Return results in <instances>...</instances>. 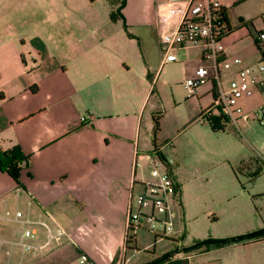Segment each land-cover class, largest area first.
<instances>
[{
    "label": "crops",
    "instance_id": "1",
    "mask_svg": "<svg viewBox=\"0 0 264 264\" xmlns=\"http://www.w3.org/2000/svg\"><path fill=\"white\" fill-rule=\"evenodd\" d=\"M166 2L126 0L119 7L118 2L102 0L98 9V0H0V157L8 161L4 153L19 147L25 159L20 165L21 186L0 164V264H45L42 260L51 247L60 262L66 257V244L84 263L125 264L130 198L139 187L143 190V185L157 181V163L151 159L161 148L158 139L155 144L153 117L162 113L165 102L154 97L155 85H175L172 78L161 81L166 67L184 66L188 79L205 61L204 46L194 58L180 48L183 60L163 65L157 9ZM220 2L231 27L216 45L221 59L240 58L243 66L264 60V45L256 42L263 30L264 0ZM35 86L37 92L32 91ZM183 86L187 94L173 100L181 111L174 116L178 132L164 140L174 144L175 154L159 164L181 187L178 202L187 222L184 196L198 173L188 165L212 163L205 160L213 152L209 132H225V124L237 128L214 115L213 81L194 93L185 82ZM262 102L259 91L244 102L245 110ZM165 119L163 115L159 134L167 127ZM248 126L240 122V129ZM190 129L197 134L187 135ZM179 146L192 150L181 152ZM233 173L240 183L234 169ZM18 212L20 220L32 222L36 238L37 227H43L47 239L48 226L64 229L67 240L25 251L19 244ZM238 236L243 234L229 233L222 239ZM36 238L34 245L45 244L46 239ZM201 241L205 240L197 238L191 246ZM262 243L264 238L213 247L159 264H262L264 254L253 249ZM189 247L181 242L176 253Z\"/></svg>",
    "mask_w": 264,
    "mask_h": 264
},
{
    "label": "rangeland",
    "instance_id": "2",
    "mask_svg": "<svg viewBox=\"0 0 264 264\" xmlns=\"http://www.w3.org/2000/svg\"><path fill=\"white\" fill-rule=\"evenodd\" d=\"M113 1L118 2L119 7L126 2V0ZM101 5L102 0H98V9L101 8ZM203 46L189 45L184 48L190 51V58H194L198 56ZM175 53L179 59L183 60L177 50ZM185 72L184 66L166 67L161 81L163 78L167 80L172 78L175 85L165 86L160 82L155 85L154 97L160 96L161 100L165 102L160 111L165 116L167 125L163 132L157 134V145L159 149L161 148L160 155L154 154V160L151 159L152 162L157 163L158 167H154V169L160 176L166 174L165 168L159 164V161H162L160 156L171 161L175 154L174 144L170 141L166 143L164 140H171L178 132L173 126L176 119V117L174 118L175 113L177 114L180 110L175 107L173 100L175 95L185 96L187 94L183 86L187 80ZM213 113L222 118V113L218 107H213ZM248 125L246 129L239 131L230 128L229 124H225V132L219 131L215 134L209 132L212 137L210 138L211 144H213L210 148L213 149V152L205 160L212 161V163L195 161L189 164L187 168L188 170L194 169L195 173L196 170L198 172L194 177V182L192 181L193 184L186 190L184 196L187 222L183 221V209L179 202L172 200L167 218V226L171 225L172 231L166 234L164 232L165 226L158 222L154 223L155 230L152 231L150 230V223L145 221L144 227L135 233L136 243L132 244L126 252V264H159V261H165L172 254L176 256L177 248L181 242L184 246L189 247L197 238H202V240L208 238L222 239L224 238L222 236H227L229 233L246 235L264 229V121L262 123L248 122ZM192 134H197V132L190 129L187 135ZM187 135L182 139L185 143ZM166 144L168 146L163 149L162 147ZM178 148L185 153L192 150L190 148L187 151L182 146ZM178 153L181 155L180 152ZM233 169L238 173L240 183L236 181ZM259 173L261 175H258ZM228 175L233 178V181L228 180ZM155 180L158 182V177ZM141 190L142 188L139 187L135 191V195L141 193ZM75 216L77 214H68V217L73 219ZM157 216L161 220L164 219L161 213H158ZM214 220H217V223H213ZM251 222H255V225L249 224ZM32 227L33 225L28 226V228ZM37 228L40 229V232L36 240L46 239L45 229L43 227ZM17 229V232H21L22 227L18 225ZM156 236H158L157 239ZM65 240H67L66 237ZM66 247L68 250L66 257H62V261H55L57 256H53L55 252L53 247L46 251L47 256L42 261L45 264H92L80 260V254L70 245L66 244ZM253 249L264 254V243ZM180 250L179 253L188 255V253ZM261 263L264 264V260Z\"/></svg>",
    "mask_w": 264,
    "mask_h": 264
},
{
    "label": "built area",
    "instance_id": "3",
    "mask_svg": "<svg viewBox=\"0 0 264 264\" xmlns=\"http://www.w3.org/2000/svg\"><path fill=\"white\" fill-rule=\"evenodd\" d=\"M225 9L220 0H167L158 6L157 13L160 25V43L163 52V65L179 62L175 50L189 45H204V63L195 74L185 82V88L194 93L207 81H213L216 90L215 106L222 113V118L240 129V122L264 121V102L247 112L244 102L252 99L257 92L264 94V60L255 65L243 66L240 58H224L217 49V42L226 33L227 26L223 19ZM263 30L256 35L258 47L264 45V6L261 13ZM157 168V166H155ZM158 182L143 185L141 193L132 194L127 214V232L134 233L144 227L145 221L150 223L154 231L155 222L162 223L167 234L172 231L167 226L170 202L180 199L181 187L168 172L160 176L155 170ZM163 215V220L158 218ZM9 215V212H6ZM22 214L17 213L20 220ZM19 244L25 251L37 252L49 247L53 241L67 236L64 229L53 231L47 228V239L43 246L32 243L36 238L30 221H22ZM179 253L177 257H183ZM86 261V258H84ZM126 264V260H125Z\"/></svg>",
    "mask_w": 264,
    "mask_h": 264
},
{
    "label": "trees",
    "instance_id": "4",
    "mask_svg": "<svg viewBox=\"0 0 264 264\" xmlns=\"http://www.w3.org/2000/svg\"><path fill=\"white\" fill-rule=\"evenodd\" d=\"M112 18L116 19L115 16H113ZM223 19H224V22L227 26L226 33H225V35H226L231 31V27L229 26L228 14L226 13V11H224V13H223ZM32 91L37 92L38 88L35 86L32 88ZM162 117H163L162 113H156L153 117L154 123H155V129H154L155 144H156L157 134L161 130V119H162ZM4 154H5V156H7L9 158V160L5 161L3 159V157H0L1 168L5 172L10 174V176L18 183V185L21 186V167H20V165L25 162V159L23 158L19 147H16L13 150H11L10 152L4 153ZM160 158L162 160L161 156H160ZM162 162L164 163V161H162ZM181 195H182V192H180V199H181ZM157 238H158V236H156V239ZM258 238H264V229L259 231V232L250 233L247 235L233 237V238L207 239V240L201 241V242H199V243H197V244H195L189 248L183 249V252L189 253V252H195V251H200V250L208 251L213 247L223 248L225 246L235 245V244H244L245 245V244H247L251 241H254ZM134 243H136L135 233L133 232L132 229H130L127 232L125 251L127 252L130 249V246ZM173 257H174V255H170L166 259H171Z\"/></svg>",
    "mask_w": 264,
    "mask_h": 264
}]
</instances>
